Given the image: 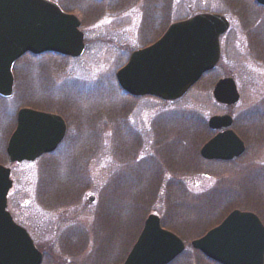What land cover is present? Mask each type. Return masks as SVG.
<instances>
[{
  "label": "rangeland",
  "instance_id": "obj_1",
  "mask_svg": "<svg viewBox=\"0 0 264 264\" xmlns=\"http://www.w3.org/2000/svg\"><path fill=\"white\" fill-rule=\"evenodd\" d=\"M49 1L78 18L84 52L25 55L13 66L11 97L0 98V157L19 109L56 113L67 126L54 153L0 163L11 170L7 211L42 253L41 264H120L150 214L184 243L171 264H214L190 243L234 210L256 214L264 226V8L254 0ZM198 13L229 22L216 68L174 102L120 91L115 73L130 53ZM226 77L240 96L232 106L212 97ZM191 115L201 126H191ZM217 115L232 118L230 130L245 146L229 162L199 155L218 133L207 125Z\"/></svg>",
  "mask_w": 264,
  "mask_h": 264
},
{
  "label": "water",
  "instance_id": "obj_2",
  "mask_svg": "<svg viewBox=\"0 0 264 264\" xmlns=\"http://www.w3.org/2000/svg\"><path fill=\"white\" fill-rule=\"evenodd\" d=\"M255 2L264 7V0ZM79 26L75 16L46 0H0V97L12 94L11 69L24 54L79 57L84 50ZM228 27V21L217 14H198L172 23L155 43L130 54L115 74L118 86L134 98L180 99L216 67L219 37ZM212 97L220 105L232 106L240 96L234 80L222 78L214 84ZM232 123L229 115L208 119V128L219 132L201 147V158L230 161L243 154L245 146L230 130ZM65 133L60 116L22 108L6 144L7 160L10 164L33 162L51 154ZM11 187L10 169L0 164V264H41L42 255L27 232L6 211ZM190 245L216 264H264V226L250 212H230ZM184 248L183 241L162 228L158 216L150 214L121 264H169Z\"/></svg>",
  "mask_w": 264,
  "mask_h": 264
},
{
  "label": "trees",
  "instance_id": "obj_3",
  "mask_svg": "<svg viewBox=\"0 0 264 264\" xmlns=\"http://www.w3.org/2000/svg\"><path fill=\"white\" fill-rule=\"evenodd\" d=\"M146 15H148L147 18H146V20H147V23H146V24H148V25L150 24V25H149V28H151V27H152V23H153V21H152V20H153V19H152V18H153V14H152L151 12L148 11V12H146ZM259 26H260V25L258 24L257 27H259ZM147 27H148V26H147ZM147 27H145V29H147ZM257 27H256V28H257ZM250 29H251V28H249L248 30H250ZM253 29H254V28H252V30H253ZM149 30H150V29H149ZM144 34H145V33H144ZM146 34H147V33H146ZM254 34H255L254 32H253V33H251V32L249 33L250 43H254V42L252 41V38L254 37ZM257 42H258V41H257ZM258 43L260 44V42H258ZM259 44H258V45H259ZM263 47H264V46H263ZM47 105H48V103H47ZM50 105L52 106V104H49V106H50ZM263 106H264V101H263ZM261 113H264V111H262ZM192 118H194V117L191 115V120H192ZM194 119H195V118H194ZM192 121H193V120H192ZM200 121H201V120H199V119H198V120L195 119V121L193 122V124H191V123H190V124H191V126H193V127H194V124H195V128H196L198 125L201 126V123H199ZM201 122H202V121H201ZM206 131H207V130H206ZM209 133H210V132H208V135H209ZM208 135H207V136H208ZM2 162H3V163L6 162V156H5L4 153H3L2 157H0V163H2ZM50 166H51V164H49V167H50ZM46 168H47V167H46ZM44 180H45V179H44Z\"/></svg>",
  "mask_w": 264,
  "mask_h": 264
},
{
  "label": "flooded vegetation",
  "instance_id": "obj_4",
  "mask_svg": "<svg viewBox=\"0 0 264 264\" xmlns=\"http://www.w3.org/2000/svg\"><path fill=\"white\" fill-rule=\"evenodd\" d=\"M66 133H67V130H66ZM66 136V135H65ZM65 139V138H64ZM41 255H42V253H41ZM42 260H43V255H42Z\"/></svg>",
  "mask_w": 264,
  "mask_h": 264
}]
</instances>
